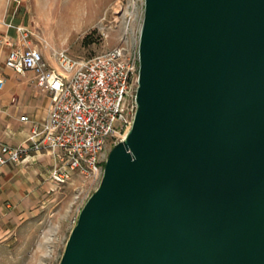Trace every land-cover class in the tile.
<instances>
[{
	"label": "water",
	"instance_id": "1",
	"mask_svg": "<svg viewBox=\"0 0 264 264\" xmlns=\"http://www.w3.org/2000/svg\"><path fill=\"white\" fill-rule=\"evenodd\" d=\"M136 111L59 264H264V0H143Z\"/></svg>",
	"mask_w": 264,
	"mask_h": 264
},
{
	"label": "built area",
	"instance_id": "2",
	"mask_svg": "<svg viewBox=\"0 0 264 264\" xmlns=\"http://www.w3.org/2000/svg\"><path fill=\"white\" fill-rule=\"evenodd\" d=\"M15 31L20 45L0 35V45L11 48L5 66L18 74L32 71L35 86L49 96L51 104L42 122L20 118L31 123L30 133L16 148L0 147V168L45 153L53 162L50 180L57 185L68 183L76 174L91 183L100 182L103 154L124 139L133 122L138 52L124 47L123 40L89 59L74 58L62 50L53 53V68L41 51L28 45L31 34L26 28L15 27ZM3 85L0 77V89Z\"/></svg>",
	"mask_w": 264,
	"mask_h": 264
},
{
	"label": "rangeland",
	"instance_id": "3",
	"mask_svg": "<svg viewBox=\"0 0 264 264\" xmlns=\"http://www.w3.org/2000/svg\"><path fill=\"white\" fill-rule=\"evenodd\" d=\"M143 5V0H0V23L26 28L30 47L55 67L53 53L62 50L89 59L123 40L137 52ZM98 185L78 174L58 185L51 199L0 243V264H59L79 211Z\"/></svg>",
	"mask_w": 264,
	"mask_h": 264
},
{
	"label": "crops",
	"instance_id": "4",
	"mask_svg": "<svg viewBox=\"0 0 264 264\" xmlns=\"http://www.w3.org/2000/svg\"><path fill=\"white\" fill-rule=\"evenodd\" d=\"M0 35L10 39L14 45H20L14 26L7 28L0 24ZM10 50V47L0 45V77L4 80L0 89V147L16 148L26 140L31 130V123L21 122L20 118L26 116L30 121L42 122L51 103L49 96L35 86L32 71L18 74L5 66ZM42 55L46 60L43 52ZM52 168V159L45 153L32 154L21 163L0 168V243L10 238L51 199V193L58 186L50 180Z\"/></svg>",
	"mask_w": 264,
	"mask_h": 264
}]
</instances>
